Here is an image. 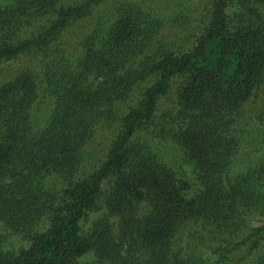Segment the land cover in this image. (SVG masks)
I'll return each instance as SVG.
<instances>
[{
  "label": "trees",
  "instance_id": "trees-1",
  "mask_svg": "<svg viewBox=\"0 0 264 264\" xmlns=\"http://www.w3.org/2000/svg\"><path fill=\"white\" fill-rule=\"evenodd\" d=\"M257 218L264 0H0V264H264Z\"/></svg>",
  "mask_w": 264,
  "mask_h": 264
},
{
  "label": "rangeland",
  "instance_id": "rangeland-1",
  "mask_svg": "<svg viewBox=\"0 0 264 264\" xmlns=\"http://www.w3.org/2000/svg\"><path fill=\"white\" fill-rule=\"evenodd\" d=\"M94 217H95V216L91 217L90 221L87 222V225H86V224L84 225L85 232L87 231V228H88L90 225L93 224V221L95 220ZM263 220H264L263 218H257V219H255V220H253V225H254V226L261 225Z\"/></svg>",
  "mask_w": 264,
  "mask_h": 264
}]
</instances>
